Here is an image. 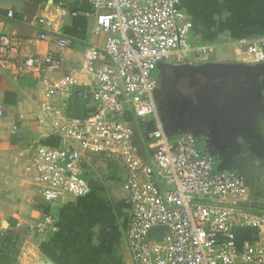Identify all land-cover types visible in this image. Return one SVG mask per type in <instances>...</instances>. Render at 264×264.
I'll return each mask as SVG.
<instances>
[{
	"label": "built area",
	"instance_id": "2783aa9c",
	"mask_svg": "<svg viewBox=\"0 0 264 264\" xmlns=\"http://www.w3.org/2000/svg\"><path fill=\"white\" fill-rule=\"evenodd\" d=\"M180 0H92L95 34H108L101 47L85 48L78 67L58 77L41 75L63 66L54 51L18 59L13 38L0 34V74L14 66L13 74H33L41 87L34 119L42 142L24 166L38 195L55 202L65 195L91 192L82 176V161L89 153L114 158L125 169L122 189L131 214L124 239L132 264H264V202L252 200L249 187L236 171L216 169L215 158L197 147L195 137L180 133L169 138L158 122L151 132L149 157H141L134 142V120L159 121L154 93L158 88L157 65L190 55L198 59L211 50L189 40L190 19L179 8ZM63 9L50 10L52 18L39 17L48 28ZM7 15L13 16L8 10ZM40 38L46 39L45 31ZM54 42L66 48L68 40ZM253 63L264 61V38L246 45ZM93 77L81 86L79 76ZM92 102L84 116L65 112L68 102ZM0 104V115L3 113ZM53 140V143L50 140ZM259 209V210H258ZM48 214L36 225L54 230ZM235 227H252L257 238L237 247Z\"/></svg>",
	"mask_w": 264,
	"mask_h": 264
},
{
	"label": "crops",
	"instance_id": "0c3cea01",
	"mask_svg": "<svg viewBox=\"0 0 264 264\" xmlns=\"http://www.w3.org/2000/svg\"><path fill=\"white\" fill-rule=\"evenodd\" d=\"M55 7L63 9L61 17L42 29L38 18H52L50 10ZM179 8L192 22L189 40L212 48L207 60L185 55L166 63L252 62L246 45L264 38V0H180ZM8 10L13 16L7 15ZM94 22L92 0H0V34L13 38L19 60L48 51L63 57L60 70L49 73L40 68L41 75L58 77L80 65L86 47H101L108 34L93 33ZM43 31L46 39L39 36ZM57 35L68 40L66 48L56 46ZM13 69L12 65L0 74L4 108L0 115V191L7 190L5 196L0 194V264H132L124 239L131 214L122 189L125 169L114 158L89 153L83 159L82 176L91 186L88 195H65L55 202H45L38 195L24 166L42 142L33 122L41 87L30 71L15 76ZM78 81L81 86L89 85L93 77L82 74ZM92 106V102L72 99L65 112L84 116ZM130 122L139 155L149 157L151 132L157 126L152 129L147 121L133 118ZM17 174L27 182L17 183ZM48 214L55 220L54 230L39 231L36 225Z\"/></svg>",
	"mask_w": 264,
	"mask_h": 264
},
{
	"label": "water",
	"instance_id": "95a60500",
	"mask_svg": "<svg viewBox=\"0 0 264 264\" xmlns=\"http://www.w3.org/2000/svg\"><path fill=\"white\" fill-rule=\"evenodd\" d=\"M157 72L155 103L157 100L163 106L177 109L183 125L192 126L194 121L197 126L207 124L225 138L238 129L250 135L253 121H260L258 113L264 116V61L159 62ZM205 143L204 151L213 155Z\"/></svg>",
	"mask_w": 264,
	"mask_h": 264
},
{
	"label": "rangeland",
	"instance_id": "374dc122",
	"mask_svg": "<svg viewBox=\"0 0 264 264\" xmlns=\"http://www.w3.org/2000/svg\"><path fill=\"white\" fill-rule=\"evenodd\" d=\"M156 103L158 106L157 116L159 121H156L154 118H149L147 120L148 125L151 126L152 129L158 124V122H160L163 126L164 133L170 138L177 133L190 132L201 141H206L209 151L217 160V168L233 170L242 174L249 187L251 199L254 201L257 198H263L264 200L263 113H258L260 121H253V130L250 132V135L243 130L240 131L238 129L235 134L229 132L224 138L220 135L221 132H219V130H214L207 124L197 126L196 121H194L192 126L183 125L179 122L181 121L178 117L180 113L176 111L177 109L173 110L170 105H167L168 107L163 106V104H160L157 100ZM137 125L139 126V124ZM216 142H220V144H216ZM16 177L17 183L27 182V180L24 181V177L20 178V174H17ZM8 186L10 185L5 184V187ZM0 194L5 196L7 194V190H1ZM260 206L261 207L258 205H252V207L256 208H264V202L261 203ZM3 225L6 226V223L4 222Z\"/></svg>",
	"mask_w": 264,
	"mask_h": 264
},
{
	"label": "trees",
	"instance_id": "16d2710c",
	"mask_svg": "<svg viewBox=\"0 0 264 264\" xmlns=\"http://www.w3.org/2000/svg\"><path fill=\"white\" fill-rule=\"evenodd\" d=\"M202 58H203V60L209 59V57H207L206 55L202 56ZM124 118L128 121L132 120V117L129 113L125 114ZM196 143H197V147L200 150L205 148L203 140L201 141L200 139H197ZM202 151H204V149ZM216 163H217V160L215 158V164ZM233 233H234L235 243H236L237 247H239V248L242 247L244 242H246V241L251 242L257 238V231L255 228H252V227H235L233 229Z\"/></svg>",
	"mask_w": 264,
	"mask_h": 264
},
{
	"label": "flooded vegetation",
	"instance_id": "af4514ba",
	"mask_svg": "<svg viewBox=\"0 0 264 264\" xmlns=\"http://www.w3.org/2000/svg\"><path fill=\"white\" fill-rule=\"evenodd\" d=\"M238 173V172H237ZM239 175H241L242 176V174H240V173H238ZM243 177V176H242ZM244 179H245V177H243Z\"/></svg>",
	"mask_w": 264,
	"mask_h": 264
}]
</instances>
